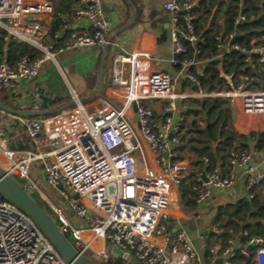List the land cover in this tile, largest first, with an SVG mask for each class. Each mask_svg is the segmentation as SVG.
Listing matches in <instances>:
<instances>
[{"label":"built area","instance_id":"obj_1","mask_svg":"<svg viewBox=\"0 0 264 264\" xmlns=\"http://www.w3.org/2000/svg\"><path fill=\"white\" fill-rule=\"evenodd\" d=\"M163 7L176 55L172 62L192 92L175 93L173 78L168 72L152 70V56L139 44L129 53L114 56L111 82L103 87L93 111L74 95V104L54 115L16 117L39 152L8 149L7 130L0 127V156L8 163L5 170L23 179V187L32 194L36 185L28 175L30 165L45 162L43 180L65 187L71 196L65 195L71 212L83 221L76 228L55 208L61 231L80 253L101 262L112 257L111 249L117 247L139 264H202L186 233L167 229L180 181L190 174L187 161L172 162L184 120L175 116L177 100L226 99L234 123L239 118L264 117V89L254 88L249 76L234 85L218 71L228 89L203 88L204 72L197 68V45L202 40L196 32V0H167ZM52 13L48 0H0V28L39 52L37 56L25 54L13 65L0 59V98L21 82L34 79L44 62L55 61L58 52L110 44L111 28L101 0H79L74 9L76 17L88 20V32L65 25L50 34L47 20L51 21ZM216 41L222 51L220 36ZM233 49L255 55L264 68V34L260 43H251L248 49ZM152 101L165 102L159 113L146 105ZM208 165L204 158L205 170L196 175V204L207 201L213 190L233 187L241 176L247 193L264 182V171L256 166L250 151L230 150L226 173ZM213 232H217L215 227ZM154 238L161 242L155 243ZM232 242L219 255L223 264H230L235 250ZM248 244L257 246L254 264H264V237L252 238ZM209 251L215 254V249ZM0 264L69 263L27 214L0 195Z\"/></svg>","mask_w":264,"mask_h":264},{"label":"trees","instance_id":"obj_2","mask_svg":"<svg viewBox=\"0 0 264 264\" xmlns=\"http://www.w3.org/2000/svg\"><path fill=\"white\" fill-rule=\"evenodd\" d=\"M48 1L53 6L50 21V34H53L67 25V18L74 15V9L78 3L73 0ZM194 13L196 14V32L202 40L197 45L200 50L197 59L210 60L201 79L203 88L207 91L228 89L227 81L219 77L217 70L216 57L221 54V70L231 77L232 84L237 85L241 76H249L253 79L254 88L264 89V72L260 71L256 56L253 58L256 67L254 70L246 63L245 54L239 50L231 49L222 53L216 47L217 36H220L223 45L229 44L246 49L252 41L260 39L264 34V0H197ZM239 15H242L244 20L236 23ZM230 36H232L231 39ZM25 54L37 56L39 52L28 44L8 36L7 32L0 28V59L4 58L13 65ZM97 73L98 71L87 80L88 89H94ZM254 78L259 79L260 82H255ZM0 100L17 109L8 101L7 95L2 96ZM67 100H70L69 96L45 98L37 108H52ZM187 103L191 109L186 112V117L192 116V119L187 122L186 118L182 122V135L180 143L174 148L172 162L187 159L191 167V173L180 181L179 194L183 207H193L196 175L205 170L203 159H208V169L217 166L226 173L230 150L249 151L253 145L256 152L264 151V132L237 134L232 128L229 103L226 99H189ZM31 108L27 107V109ZM201 122L204 123L203 127L200 125ZM212 226L217 232H211L206 236L208 248L217 246L220 255L222 250L230 246L228 241L236 240L239 246L235 248L228 262L254 264L257 246L248 243L252 238L264 237V182L251 189L246 198L218 206ZM207 256L209 260H212L209 250H207ZM125 262L127 261L120 257H109L102 261L104 264H125Z\"/></svg>","mask_w":264,"mask_h":264},{"label":"crops","instance_id":"obj_3","mask_svg":"<svg viewBox=\"0 0 264 264\" xmlns=\"http://www.w3.org/2000/svg\"><path fill=\"white\" fill-rule=\"evenodd\" d=\"M73 1L79 2V0ZM166 1L167 0H101L103 14L108 20L111 28L108 55L103 65V87L109 85L111 82L114 56L121 53H129L140 44L145 50L150 52L152 56L151 69L154 71L168 72L173 78L175 93L192 92V90L188 92L191 86L182 78L179 67L172 62L175 57L169 36V18L167 21L166 17H168V14L163 7ZM132 12L135 14L133 26L125 31L117 33V31L130 23ZM240 16L242 15L238 16L236 23L243 22V20H239ZM47 25H50V20H47ZM67 27L79 32H88L90 30L88 20L83 17L78 18L75 15L67 18ZM231 38L232 36H230V39ZM260 42L261 38L251 43ZM223 46L222 53L228 52L234 47L229 44ZM254 56L253 54H245V61L256 70L255 63H253ZM100 58L101 52L87 47L58 52L55 55V61L47 60L44 62L39 74L34 79L21 82L17 88L6 94L8 96V101L13 106H18L17 109H27V107L21 106L29 102H33L37 106V104H41L42 100L45 98L54 99L64 97L63 94L67 90L71 93V98H73L74 95L78 98H87L93 90L89 92L87 80L98 71ZM216 58L218 60L217 70L225 74L221 70L222 57L218 55ZM209 61L208 59L198 60L197 68L205 72V67ZM259 66L260 71L264 72L263 66ZM228 77L231 82V77ZM254 81L260 82L257 78H254ZM97 82L98 76L96 83ZM102 93L101 91L97 98H99V96L101 97ZM146 105L159 113L161 108L165 105V102L152 101L147 102ZM175 105V116H183V118L186 119V112L191 109L189 104L186 101L177 100ZM254 121L255 122L251 124L250 118L244 120H240L239 118L236 123L232 121V128L234 126V131L240 135H246L251 132H264V120ZM0 127L4 131L7 130L8 149L13 151H40L19 125V121L15 116H4L3 113L0 114ZM249 151L254 153V163L256 166L261 171H264V151L256 152L253 145H251ZM1 160L0 166L4 169L7 168V161L4 158H1ZM189 168L191 173L190 165ZM247 196L245 177L243 176L240 177L233 187L224 190H213L211 197L207 201L202 204L195 203L193 207L182 206L178 188L177 203L176 206L172 208V220L168 222L167 229L168 231L173 230V232L176 229L183 230L192 241L196 253L201 258L202 264H213L217 258H220L218 247H211L215 249V254L212 255V260L210 259L211 262L208 263L210 260L207 256V250L211 248L207 247L206 236L213 232L214 226H212V223L216 214V209L220 205L234 203ZM153 241L157 244L161 242L159 238H154ZM232 241V247L237 248L239 243L236 240ZM209 254H211L210 251ZM126 261L139 264L130 257Z\"/></svg>","mask_w":264,"mask_h":264},{"label":"water","instance_id":"obj_4","mask_svg":"<svg viewBox=\"0 0 264 264\" xmlns=\"http://www.w3.org/2000/svg\"><path fill=\"white\" fill-rule=\"evenodd\" d=\"M168 21V17H166ZM135 22V14L132 12V18L129 24L124 26L121 30L125 31L133 26ZM93 50L101 52L100 66L98 70V82L96 83L91 94L87 98H79L81 103L87 100L95 99L102 91L103 88V74H104V61L108 55L109 45L100 48L97 46L92 47ZM176 57V55H174ZM64 97H70L71 93L69 90L64 92ZM41 98V97H40ZM74 104L73 98L67 100L61 104H58L52 108L48 109H16L8 106L0 100V110L20 118H38L46 117L59 113L60 111L71 107ZM231 120L234 121V117L231 116ZM207 131V128H205ZM209 138V137H208ZM203 180L206 182V178L203 175ZM62 185H57V189H61ZM0 195L14 204L17 208L27 214L36 226L43 232L45 237L53 245L59 255L69 264H104L102 262H97L92 260L90 257L80 253L73 245L70 238H68L60 229L56 220L44 210L32 197L31 194L20 184H18L14 178L8 174V172L0 166ZM111 254L114 257H122L125 260L129 259L128 254L122 253L117 247H112ZM223 258H217L213 264H222Z\"/></svg>","mask_w":264,"mask_h":264},{"label":"rangeland","instance_id":"obj_5","mask_svg":"<svg viewBox=\"0 0 264 264\" xmlns=\"http://www.w3.org/2000/svg\"><path fill=\"white\" fill-rule=\"evenodd\" d=\"M191 90H193V89H190V87H189L188 92ZM90 91H91V89H89V92ZM70 99H71V97H70ZM184 101L187 102L188 100H184ZM83 104H84V106H86L88 111H93L94 109H96L99 106V101H98V98L96 97L95 99L85 101ZM38 105H40V104L38 103L36 106L35 103L29 102V103L23 104L21 107L37 108V107H39ZM16 107H18V106H16ZM2 113L4 116L9 115V114L0 110V114H2ZM186 118H187V122H189L192 119V116L186 117ZM244 119H246V118H242L240 120H244ZM254 120H260L261 121V120H264V117H250V123L251 124H253L255 122ZM200 125L203 127L204 123L201 122ZM233 130H234V126H233ZM0 157L3 158L2 156H0ZM1 158H0V165L2 162ZM185 161H187V159H185ZM44 164H45V162L37 160L30 165L28 175H29L30 179L32 180V182L36 185V189L31 194V197L44 210H46V212H48L54 219L56 216V213H55V208H56L57 210H59L64 215V217L67 219V221L70 222L74 227L81 228L83 226V221L79 220V218L71 212V210L67 204V201L65 199V195L70 199V197H71L70 193H67L65 191L66 190L65 187H63L61 189H57V186H51L43 180L42 171L44 169ZM13 178L21 186L24 185L25 181L23 179H21L17 176H13ZM88 255H90V254H88ZM90 258L94 261L101 262L100 259L95 258L91 255H90ZM125 264H133V263L130 261V262H125Z\"/></svg>","mask_w":264,"mask_h":264}]
</instances>
